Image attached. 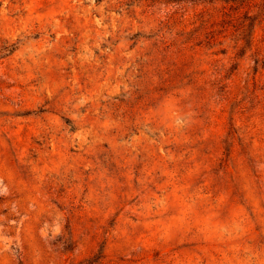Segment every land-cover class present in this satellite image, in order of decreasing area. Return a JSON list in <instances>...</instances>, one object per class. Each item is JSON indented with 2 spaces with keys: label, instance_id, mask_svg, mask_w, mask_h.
I'll return each mask as SVG.
<instances>
[{
  "label": "rangeland",
  "instance_id": "1",
  "mask_svg": "<svg viewBox=\"0 0 264 264\" xmlns=\"http://www.w3.org/2000/svg\"><path fill=\"white\" fill-rule=\"evenodd\" d=\"M232 5L0 0V264H264V68L251 96Z\"/></svg>",
  "mask_w": 264,
  "mask_h": 264
},
{
  "label": "trees",
  "instance_id": "2",
  "mask_svg": "<svg viewBox=\"0 0 264 264\" xmlns=\"http://www.w3.org/2000/svg\"><path fill=\"white\" fill-rule=\"evenodd\" d=\"M222 1L233 4L230 8V12L226 14L227 20L224 21L223 29L224 33H226L225 39L229 40L230 45L233 44V51L238 50L235 58L243 59L248 52H252L250 58L257 68L255 69L254 78L250 80L253 81V93H251V96H253L256 91V75L259 73L258 66L260 62L263 64L262 69L264 68V59L262 60L264 56V0ZM206 15L207 13H200L196 20V22H201L200 29L207 31L204 36L205 40H203L202 34L196 35L199 29L188 38L189 40H199L200 44L206 41L210 44L215 41L216 35L214 31H208L209 27H207V24L209 19H206ZM219 45L222 44L220 43ZM229 49H231V47H228L223 54L228 55ZM250 81H247L245 85L248 84L249 86ZM222 88H225V86L219 88L220 92ZM245 88L247 89V86ZM247 91L250 92L249 88Z\"/></svg>",
  "mask_w": 264,
  "mask_h": 264
}]
</instances>
